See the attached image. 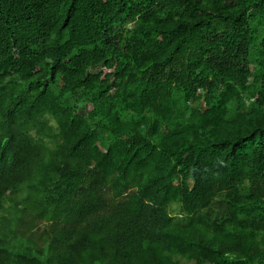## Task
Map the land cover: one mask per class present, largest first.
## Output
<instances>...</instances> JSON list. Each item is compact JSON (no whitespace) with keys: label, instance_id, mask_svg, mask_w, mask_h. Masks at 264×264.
Instances as JSON below:
<instances>
[{"label":"trees","instance_id":"16d2710c","mask_svg":"<svg viewBox=\"0 0 264 264\" xmlns=\"http://www.w3.org/2000/svg\"><path fill=\"white\" fill-rule=\"evenodd\" d=\"M183 260L264 264V0H0V264Z\"/></svg>","mask_w":264,"mask_h":264},{"label":"rangeland","instance_id":"374dc122","mask_svg":"<svg viewBox=\"0 0 264 264\" xmlns=\"http://www.w3.org/2000/svg\"><path fill=\"white\" fill-rule=\"evenodd\" d=\"M176 209V208H175ZM185 264H194L193 262H187L185 260H183Z\"/></svg>","mask_w":264,"mask_h":264}]
</instances>
